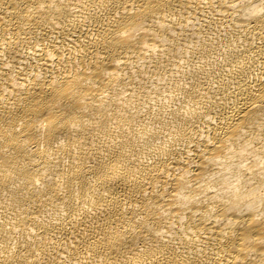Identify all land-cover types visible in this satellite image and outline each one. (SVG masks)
<instances>
[{
	"label": "bare ground",
	"instance_id": "bare-ground-1",
	"mask_svg": "<svg viewBox=\"0 0 264 264\" xmlns=\"http://www.w3.org/2000/svg\"><path fill=\"white\" fill-rule=\"evenodd\" d=\"M0 264H264V0H0Z\"/></svg>",
	"mask_w": 264,
	"mask_h": 264
}]
</instances>
